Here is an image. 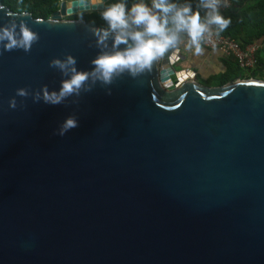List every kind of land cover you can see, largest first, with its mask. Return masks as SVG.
Returning <instances> with one entry per match:
<instances>
[{
  "label": "water",
  "instance_id": "water-1",
  "mask_svg": "<svg viewBox=\"0 0 264 264\" xmlns=\"http://www.w3.org/2000/svg\"><path fill=\"white\" fill-rule=\"evenodd\" d=\"M104 6L63 0L45 20L0 2V26L40 37L0 46V264H264V81L206 87L176 69L178 49L77 104L9 107L18 88L59 89L53 58L88 71L112 51L99 27L62 18ZM69 116L79 126L56 134Z\"/></svg>",
  "mask_w": 264,
  "mask_h": 264
},
{
  "label": "clouds",
  "instance_id": "clouds-1",
  "mask_svg": "<svg viewBox=\"0 0 264 264\" xmlns=\"http://www.w3.org/2000/svg\"><path fill=\"white\" fill-rule=\"evenodd\" d=\"M92 4L95 7L104 6V0H92ZM228 6L227 0H199L194 11L191 3L178 5L170 0H151L149 6L145 0H140L129 7L126 0H117L99 12L107 27L93 29L98 46L106 48L105 42L112 36V51L102 50L91 61L92 67L88 71L78 70L77 61L71 55L63 60L53 58L49 61V67L57 69L65 77L60 81L59 89L50 91L47 85L34 92L28 88H18L8 105L16 109V97L29 96L34 103L42 101L51 106L64 104L75 96L77 99L71 100V103L77 104L81 94L91 92L98 83L107 87L125 73L132 78L150 74L154 64L169 52L179 49L181 34L186 36L185 48L194 55H200L204 50L203 43L214 34L219 35L231 24V18H225L220 12L221 7ZM201 8L207 10L203 20ZM50 22L58 23L56 20ZM39 39V34L24 22L17 25L13 19L8 25L0 26V46L4 51L22 49L26 53L30 52ZM120 45L125 47L120 48ZM107 94L111 95L110 88ZM20 103L22 106L23 101ZM78 126L77 118L69 116L61 123L56 134L64 136Z\"/></svg>",
  "mask_w": 264,
  "mask_h": 264
},
{
  "label": "trees",
  "instance_id": "trees-1",
  "mask_svg": "<svg viewBox=\"0 0 264 264\" xmlns=\"http://www.w3.org/2000/svg\"><path fill=\"white\" fill-rule=\"evenodd\" d=\"M231 3L223 16L231 18V24L227 29L219 34L230 36L237 40L243 47L256 41L262 43V48L257 52V66L246 75V72L239 67L235 58H225L226 71L218 76L206 80L202 85L209 88L224 87L239 80L264 81V0H229ZM11 11L17 13H30L36 19H50L60 8V0H0ZM117 0H110V4ZM136 0H126L130 7ZM151 6V0H145ZM178 5L191 3L193 10H197L199 0H170ZM109 4V5H110ZM108 6V5H106ZM202 8L200 9L201 15ZM68 19H82L92 27L102 28L105 22L100 18L99 12H86L84 14L70 16ZM182 35V34H181ZM171 52L165 55L167 57ZM250 77V78H249Z\"/></svg>",
  "mask_w": 264,
  "mask_h": 264
},
{
  "label": "built area",
  "instance_id": "built-area-1",
  "mask_svg": "<svg viewBox=\"0 0 264 264\" xmlns=\"http://www.w3.org/2000/svg\"><path fill=\"white\" fill-rule=\"evenodd\" d=\"M61 2H63V0H60V3ZM227 4L229 5L228 7L220 8V12L222 15L231 6L229 0H227ZM206 11V9H202L201 11V15L203 18H205ZM70 16L74 15L63 16L62 18L68 19ZM203 46L210 50L219 51L223 56L227 58H235L239 64V67L243 70H253L257 66L258 60L256 54L262 48V43L260 41H256L250 45L243 47L237 40L233 39L230 36L214 34L210 40H206L203 43ZM160 69L162 70L163 67H161Z\"/></svg>",
  "mask_w": 264,
  "mask_h": 264
},
{
  "label": "crops",
  "instance_id": "crops-1",
  "mask_svg": "<svg viewBox=\"0 0 264 264\" xmlns=\"http://www.w3.org/2000/svg\"><path fill=\"white\" fill-rule=\"evenodd\" d=\"M136 2H140V0H136ZM201 19H204L202 15ZM181 39L182 43L179 49L180 54L184 56V59L179 60L178 64H181L185 69L189 68L195 71L196 80L200 84H203L206 80L214 78V76H218L226 71L225 58L227 57L223 56L221 52L210 50L202 45L204 49L202 54L194 55L192 51H188L184 46V42L186 41V36L184 34L181 35ZM244 71L246 72V75L251 73V70Z\"/></svg>",
  "mask_w": 264,
  "mask_h": 264
},
{
  "label": "rangeland",
  "instance_id": "rangeland-1",
  "mask_svg": "<svg viewBox=\"0 0 264 264\" xmlns=\"http://www.w3.org/2000/svg\"><path fill=\"white\" fill-rule=\"evenodd\" d=\"M109 2H110V1H109ZM109 2H108L106 5L109 6V4H110ZM176 69H177V70L182 69V65H181V64H176Z\"/></svg>",
  "mask_w": 264,
  "mask_h": 264
}]
</instances>
